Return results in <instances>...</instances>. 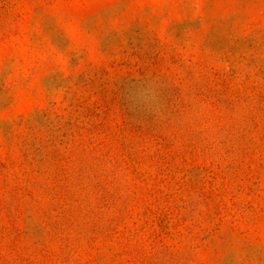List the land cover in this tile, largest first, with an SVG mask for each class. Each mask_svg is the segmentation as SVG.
I'll use <instances>...</instances> for the list:
<instances>
[{"label":"rangeland","instance_id":"rangeland-1","mask_svg":"<svg viewBox=\"0 0 264 264\" xmlns=\"http://www.w3.org/2000/svg\"><path fill=\"white\" fill-rule=\"evenodd\" d=\"M0 264H264V0H0Z\"/></svg>","mask_w":264,"mask_h":264}]
</instances>
